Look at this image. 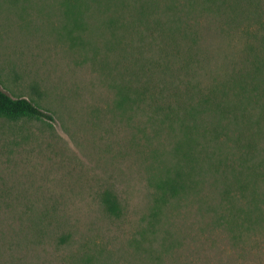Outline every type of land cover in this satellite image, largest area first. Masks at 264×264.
Masks as SVG:
<instances>
[{
  "label": "rangeland",
  "instance_id": "rangeland-1",
  "mask_svg": "<svg viewBox=\"0 0 264 264\" xmlns=\"http://www.w3.org/2000/svg\"><path fill=\"white\" fill-rule=\"evenodd\" d=\"M154 1L207 68L234 55L241 32L200 0H0V89L52 117L0 118V264H264V229L220 228L198 133L159 121L154 77L142 95Z\"/></svg>",
  "mask_w": 264,
  "mask_h": 264
},
{
  "label": "trees",
  "instance_id": "trees-1",
  "mask_svg": "<svg viewBox=\"0 0 264 264\" xmlns=\"http://www.w3.org/2000/svg\"><path fill=\"white\" fill-rule=\"evenodd\" d=\"M200 1L218 18L222 13L228 17L226 34L241 32L234 55L213 71L207 68V60L196 51L194 23L180 21L176 12L165 18L154 1V39L141 54V91L144 96L149 93L154 77V99L151 94L150 98L154 111L163 114L159 121L171 119L176 129L182 122L188 133L197 132L202 139L197 145L193 137L188 138L196 145L192 151L200 148V170L222 183L221 203L214 213L226 208L229 215L219 218L224 220L220 228L231 232L239 228L255 236L257 229H264V0ZM165 29L170 32L166 38ZM166 111L172 117L164 115ZM0 118L10 122L52 119L36 103L12 98L1 89ZM192 160L195 163L194 156ZM194 172L192 180L185 182L192 190L199 185ZM175 183L167 185L172 196Z\"/></svg>",
  "mask_w": 264,
  "mask_h": 264
}]
</instances>
